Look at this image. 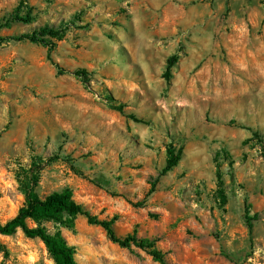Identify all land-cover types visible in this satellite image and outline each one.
<instances>
[{"label": "rangeland", "instance_id": "obj_1", "mask_svg": "<svg viewBox=\"0 0 264 264\" xmlns=\"http://www.w3.org/2000/svg\"><path fill=\"white\" fill-rule=\"evenodd\" d=\"M0 24L2 223L35 163L39 197L71 188L165 264H264V0H0ZM42 225L78 264H161L83 215ZM0 244V264H54L20 229Z\"/></svg>", "mask_w": 264, "mask_h": 264}, {"label": "trees", "instance_id": "obj_2", "mask_svg": "<svg viewBox=\"0 0 264 264\" xmlns=\"http://www.w3.org/2000/svg\"><path fill=\"white\" fill-rule=\"evenodd\" d=\"M5 24V23H4ZM7 24V23H6ZM3 24H0V26ZM60 30L50 26H44L38 30L30 33H21L14 37L17 40L37 41L43 44L51 42L50 37H57ZM3 38H0V43ZM176 61V55L169 57L166 66L165 75L169 74L171 66ZM167 159L163 171L169 170L177 165L181 155V149H175L172 144L167 146ZM49 160H52L50 157ZM43 163V162H42ZM42 165L35 163L28 171L26 181L21 182L22 192L24 194V203L18 209L17 213L4 223L0 221V234L10 235L20 229L29 238H39L46 246L48 252L51 254L54 264H78L75 259V250L65 237L60 233H49L42 225L45 220H51L64 226H72L73 219L77 215H83L87 218L89 223L100 225L109 236V239L119 246L129 248L135 245L148 254L154 260L165 264L163 253L154 247L153 240L147 238H138L134 234H127L126 236H118L113 229L112 219H99L93 215L89 209L77 202L73 197L72 189L64 187L61 190L53 191L44 198L38 196L35 186L38 181V172ZM249 220L251 217H247ZM29 221L35 223L34 226L28 224ZM248 226L251 227V221H248ZM1 248V244H0Z\"/></svg>", "mask_w": 264, "mask_h": 264}]
</instances>
